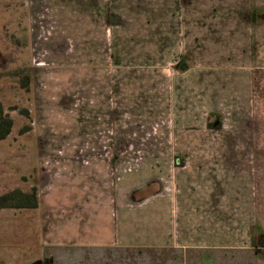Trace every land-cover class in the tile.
Segmentation results:
<instances>
[{
  "label": "rangeland",
  "instance_id": "obj_1",
  "mask_svg": "<svg viewBox=\"0 0 264 264\" xmlns=\"http://www.w3.org/2000/svg\"><path fill=\"white\" fill-rule=\"evenodd\" d=\"M0 108V195L42 208L0 231L40 213L64 264H264V0H0ZM164 179L176 214L133 202ZM122 222L171 243L85 245Z\"/></svg>",
  "mask_w": 264,
  "mask_h": 264
},
{
  "label": "crops",
  "instance_id": "obj_2",
  "mask_svg": "<svg viewBox=\"0 0 264 264\" xmlns=\"http://www.w3.org/2000/svg\"><path fill=\"white\" fill-rule=\"evenodd\" d=\"M114 5H111V12H112V16H119L117 13V10L115 8H113ZM57 10V14H60V18H62L63 20H66V18H68V14L69 12L66 9H55ZM71 13H75V11L71 12ZM84 14V11H83ZM61 20V19H60ZM66 32L63 33L64 37L67 38H71L70 36H66ZM87 39H89V37H87ZM114 50V49H113ZM120 67L119 65L116 64V67ZM101 96V95H100ZM179 148V147H178ZM184 148H188V146L184 145L182 147V150L180 151H188ZM194 148V147H193ZM169 150H171V148H169ZM191 162V161H190ZM197 163H195L193 166L197 168H200V176L202 175H208L209 171L206 169L205 171H203L201 169V161H196ZM192 163V162H191ZM198 164V165H197ZM193 166H190V168H192ZM185 169V167H183ZM183 168H179V169H183ZM187 168V167H186ZM198 170H194L191 169L190 170H184L181 172H177V177L180 173H185L186 175L189 176H193L191 174H195V176H197V172H199ZM171 177V175H170ZM165 187H167V183L164 182L162 185H158V190L156 192H154L153 194H149V195H145L143 197H141L139 200H134L133 202L136 204H139L140 201H143L145 199H147L144 202H148L147 204L150 205V203H152L155 207V205H157L158 203L161 202H165V200H168V203L170 205L169 208V214H176L175 211H172L171 213V207H173V205L171 204V198L166 195H160L162 190V193H166L165 192ZM169 190V187H167ZM17 190V189H16ZM14 191V190H13ZM12 192V191H10ZM136 192V191H134ZM9 193V192H7ZM5 193V194H7ZM28 194V193H26ZM4 195V194H3ZM2 196V195H0ZM145 204V203H144ZM39 206V208H38ZM139 206V205H137ZM147 206V205H146ZM144 207V206H143ZM158 207V206H157ZM156 207V208H157ZM140 207H132V209L130 210L133 213V210H137L139 212ZM174 209V208H173ZM0 210H14V211H37L40 210L42 211L41 206L39 205V202L37 201V208H29V209H21V208H3ZM181 212L183 211V209H180ZM100 211V210H98ZM97 211V212H98ZM129 211V212H130ZM96 212V213H97ZM106 209H105V213H106ZM180 212V211H178ZM153 215H155L154 211L152 212ZM166 213L164 212L165 215ZM181 214V213H180ZM40 217L37 218H26L23 217L20 219H18L17 222V229H15L16 231H12L11 227L14 228V226H11L9 224V222L6 221V227H4L1 231H0V264H46V260L47 258L52 257L53 253H55V256H53V260L49 259L47 261V263H51V264H64L67 263V261H71L72 258L69 259V257H63V253H66V251L64 249H68L74 245H64L65 242H54V243H47L46 242V231L43 230L44 229V225H43V221H42V215L39 213L38 214ZM167 215V214H166ZM185 215V214H184ZM19 216V215H17ZM117 217H121L118 214L115 215V217L112 219L113 224H115L114 228L117 227V221L115 220ZM34 219V220H33ZM152 224H155L154 222ZM151 224V226H152ZM5 225V224H4ZM121 225L123 226V228L125 230H130L128 229V227H131V233L132 236H126L123 237V234L121 232V230H119V234L121 233V236L117 235L116 233V229L114 230V235L113 238L110 239L109 241L104 242L103 240H96L93 239L92 242H86L85 245H88L92 248H96V249H101V248H105V247H110L111 245H113L114 243L119 244L121 247L124 248H138V247H163L167 244L171 243V227L168 230L167 233V229H165V227L162 229V231H159V229H155V228H151V231L149 234H147L145 237H140L138 235L134 236L133 235V231L136 230L131 224L128 227H124V223L122 222ZM33 228V229H32ZM148 228H150V226H148ZM112 229V228H111ZM31 230L34 232H36V236L38 235V238L34 239V240H26V233ZM17 236V239H11V236ZM15 233V235H14ZM103 241V242H102ZM184 247V246H183ZM88 248V247H86ZM85 248V249H86ZM59 258V259H58ZM263 259V258H262ZM261 260V258L259 259ZM259 264H263V262H259Z\"/></svg>",
  "mask_w": 264,
  "mask_h": 264
},
{
  "label": "trees",
  "instance_id": "obj_3",
  "mask_svg": "<svg viewBox=\"0 0 264 264\" xmlns=\"http://www.w3.org/2000/svg\"><path fill=\"white\" fill-rule=\"evenodd\" d=\"M27 82V79H24L25 85H27ZM11 129L12 121L3 115V110L0 108V141L7 138L11 132ZM0 208H37V198L34 193L26 194L19 190H14L0 196Z\"/></svg>",
  "mask_w": 264,
  "mask_h": 264
},
{
  "label": "flooded vegetation",
  "instance_id": "obj_4",
  "mask_svg": "<svg viewBox=\"0 0 264 264\" xmlns=\"http://www.w3.org/2000/svg\"><path fill=\"white\" fill-rule=\"evenodd\" d=\"M217 124V123H216Z\"/></svg>",
  "mask_w": 264,
  "mask_h": 264
}]
</instances>
